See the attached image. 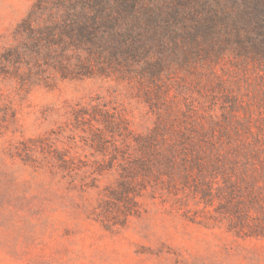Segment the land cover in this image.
<instances>
[{"label": "rangeland", "instance_id": "1", "mask_svg": "<svg viewBox=\"0 0 264 264\" xmlns=\"http://www.w3.org/2000/svg\"><path fill=\"white\" fill-rule=\"evenodd\" d=\"M204 9L0 0V264H264V62Z\"/></svg>", "mask_w": 264, "mask_h": 264}, {"label": "trees", "instance_id": "2", "mask_svg": "<svg viewBox=\"0 0 264 264\" xmlns=\"http://www.w3.org/2000/svg\"><path fill=\"white\" fill-rule=\"evenodd\" d=\"M213 1L202 0L205 11L196 16L194 27L187 30L186 36L205 39L212 51L223 53L227 45L233 46L242 57L264 62V0ZM149 11L157 12L156 8ZM139 22L138 27L144 29V23Z\"/></svg>", "mask_w": 264, "mask_h": 264}]
</instances>
